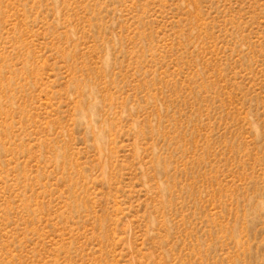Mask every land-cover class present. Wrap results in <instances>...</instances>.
<instances>
[{
  "label": "rangeland",
  "instance_id": "374dc122",
  "mask_svg": "<svg viewBox=\"0 0 264 264\" xmlns=\"http://www.w3.org/2000/svg\"><path fill=\"white\" fill-rule=\"evenodd\" d=\"M0 264H264V0H0Z\"/></svg>",
  "mask_w": 264,
  "mask_h": 264
}]
</instances>
